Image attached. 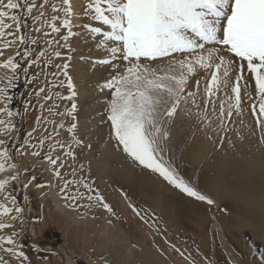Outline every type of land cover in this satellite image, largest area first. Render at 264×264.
I'll return each instance as SVG.
<instances>
[{
  "label": "snow or ice",
  "instance_id": "obj_1",
  "mask_svg": "<svg viewBox=\"0 0 264 264\" xmlns=\"http://www.w3.org/2000/svg\"><path fill=\"white\" fill-rule=\"evenodd\" d=\"M48 2L0 0V54L14 44L38 43L37 38L22 32L27 25L22 24L18 14L21 10L26 18L35 10L38 14L32 17L33 20H43L50 32L40 26L34 31L43 32L45 37L59 36V41L47 38L45 43L49 47L56 43L69 53L65 57L59 50L51 53L40 50L33 56L35 50L29 48L22 53L23 63L14 57L0 63V69L11 72L0 78V83L6 80L5 86L0 87V115L6 113L9 118L14 117L15 113L8 107L13 100L10 90L15 87L21 72L28 78L27 83L32 84L36 74L30 76V69L42 64L45 86L36 89L35 95L40 97L47 88L43 101L51 104L46 111L52 116L66 115L74 121L77 105L72 103L70 109L59 112L56 101L75 98V85L67 61L71 60L75 29H86L97 50L103 53L94 63L111 69L109 78L100 87L110 93L107 121L117 151L122 150L133 163L157 173L188 196L212 205L213 200L190 187L165 161L169 127L174 118L182 114L202 129L206 127L213 132L218 129L223 143L229 131L228 122L242 118L245 110H250L256 128L261 132V143H264V0H81L79 11L72 0H61L59 5L51 4L53 15L44 19L43 9ZM13 25L14 30L10 31ZM16 55L21 54L17 52ZM54 59L65 62L54 64ZM53 67L59 71L49 73L47 70ZM245 73L254 81V93ZM49 75L54 79H49ZM60 76L62 81H59ZM61 87H66V96L53 92L54 88ZM40 107L43 109L44 104ZM40 119H44L45 124L49 122L42 116L38 121ZM53 124L52 132L39 138L38 144L44 150L45 140L50 141L47 155L42 159L50 165L53 179L61 181V198L70 201L74 208L77 205L87 209L97 207L113 214L106 198L94 188V181L89 183L90 177L81 178L84 167L78 160V153L70 144L66 146L65 140L57 138L65 125L59 121H53ZM0 126H4L5 134L15 129L11 119H0ZM76 129L77 124L70 122L66 132L80 145L75 138ZM35 131L33 129L28 135ZM6 144V139H0V148H3L0 173L6 174V178H0V197L10 200L14 207L0 204V217L14 213L11 220L18 221L23 208L16 204V198L7 191V186L10 181L19 183L20 176ZM18 153L21 156L40 155L27 145L24 151L18 149ZM62 170H67V176L71 178H66ZM34 179L31 177L29 183ZM29 183H24L22 188L26 190ZM36 187L44 185L37 184ZM129 207L140 215L134 206L130 204ZM12 226L0 219V230ZM18 235L17 231L0 235V264H30V257L16 242ZM175 250L188 260L183 252ZM189 264L195 262L189 260ZM260 264H264V254L260 255Z\"/></svg>",
  "mask_w": 264,
  "mask_h": 264
},
{
  "label": "rangeland",
  "instance_id": "obj_2",
  "mask_svg": "<svg viewBox=\"0 0 264 264\" xmlns=\"http://www.w3.org/2000/svg\"><path fill=\"white\" fill-rule=\"evenodd\" d=\"M72 1H76L79 4L77 6L79 7L77 11H79L81 0ZM41 2L43 0H37V4ZM60 2L61 0H49L48 5L43 9L45 12L44 19H50L53 15L51 4L56 3L59 5ZM18 14L21 16L22 24L27 25L26 28H22V32L37 38L38 43L36 45L25 44L23 46L14 44L10 48L4 49L2 54H0V63L4 62L8 57H14L18 62L23 63L22 53L29 48L35 50L32 53L33 56L40 50H46V53L59 50L62 56L69 55L66 49L59 47L56 43L51 47L45 43L47 38L59 41V36L52 34L51 37H45L43 32L37 33L34 31L36 26H40L44 31L50 32L43 20L39 22L33 20L32 17L38 14L35 10L32 16L27 18L23 15V10ZM92 23L94 26V22ZM14 27L13 25L10 31L14 30ZM75 38H80L82 44L76 43L77 40L71 41V53L79 49L80 55L70 54L71 60L67 62L70 65L68 69L69 75L72 77L73 83L76 84V95L72 101H56L58 105L56 111L59 112H65L70 109L72 103H75L77 105L74 113L75 120L71 121L66 115H57L58 120L57 118H52V115L46 111L51 102L45 103L43 101V96L48 91L47 88L40 97L35 95L36 89L40 86H45V75L41 71L42 64L33 66L30 69V76L34 73L36 74L32 84L27 83L28 78L21 72L15 82V87L10 90L13 100L8 107L15 113L14 117L9 118L6 113L0 115V119L5 121L11 119L12 123L15 124V129L7 134L3 131L4 126H0V139L7 140L6 147L12 161L18 165L15 171L20 176L19 183L10 181L7 191L12 196H15L16 204L23 208V213L20 217L23 223L20 220H11V215L14 213L0 217V219L13 225L0 230V235H9L13 231H17L19 235L16 237V242L21 246L24 253L30 257V264H189V260L194 261L195 264H253V262L260 264V255L264 249L263 241L255 239L248 230L237 231L235 226H231L228 230L225 229L221 222L226 219V213L213 197L201 192L191 180L181 178L201 195L213 200L214 203L209 205L204 201L190 197L179 189H174L157 173L133 163L122 150L117 151L115 141L110 136V122L107 121V106L111 99L110 93L109 90H101L100 87L109 78L111 69L108 66L94 63V60L101 58L103 53L95 48V42L86 29L79 27L75 29V35L72 40ZM60 43L62 44L63 41H60ZM17 52L21 55H16ZM78 57L81 59H78ZM63 62L65 61L61 59H54L53 61L54 64ZM78 63L81 64L78 65ZM0 71H3L4 75L11 74L10 70L2 69ZM47 71L50 73L51 71H57V69L53 67ZM1 73L0 78H2ZM245 75L248 76L251 84L250 90L254 93V81H251L250 74L245 73ZM48 78L54 79L50 75ZM62 80L63 77L60 76L59 81ZM5 83L6 80L4 83H0V87L5 86ZM53 92L67 95L66 87L54 88ZM78 96L80 98L82 96V100L80 98L77 99ZM80 101L84 102L81 103ZM26 102L27 107H25ZM80 103L82 106L79 105ZM40 104H44L43 109ZM83 104L85 105L83 106ZM93 106L98 110L95 111ZM41 116L48 118L49 122L51 118L53 121L56 120L65 125V129L61 130L60 136L57 138L65 140L66 146L68 144L71 145L72 150L78 153V160L83 163V167L91 162H98L97 159H101L100 162L104 166L114 169L115 162L113 160H116L117 155L112 154V152L122 154L126 157L128 163L132 164L130 166L152 177L157 186H164L170 202L173 199H177L185 207H190L199 217L200 229H203H201L203 233L200 241L199 239L195 240L198 241V247L194 241L193 246H190L191 249L188 247L190 250L188 249L189 251L186 253L183 252L184 256L188 257V260H185L175 250H180L177 246V241L181 243V240H177L178 233L176 229L171 226L161 210L152 208L151 204L142 203L137 206L134 203H130L118 191L106 188L108 191L99 192L103 194L112 207L113 214H109L102 208L97 207L87 209L80 208L77 205L74 208L71 206L70 201L61 198L59 190H55V194H53L48 192V190L46 192L45 187H36L37 184L44 185L48 182L43 178H39L43 183L40 181L36 182V180H31L29 183L32 176L27 175V177L25 174L23 176L21 166L24 164L28 167L38 166L44 160L37 162L34 160L35 156L31 154L21 156L18 153V149L24 151L27 145L31 151L38 152V139L52 132L53 122L48 125V123L45 124L43 119L38 121ZM53 117L55 118L56 116ZM241 119L243 123H241ZM83 121H85L84 124L88 122L86 125L83 124L84 127L81 124ZM70 122H75L78 126L75 138L81 142L80 145H77L66 132ZM173 123H179L181 133L184 134L186 140L184 151L193 150L192 140L198 130L202 129L201 126L188 119L185 115L181 119L178 115L174 118L169 128L175 130L176 126ZM50 125H52V128ZM228 127L229 131L223 143H221L217 134L218 129L217 132H213L205 127L209 131H206L201 138V146L197 148L198 152L193 157V160L196 158L194 160L196 164L193 167L196 169L205 168L210 174L213 163L219 160L215 156L222 150L229 153V157L237 164H257L255 167L256 171L264 169V143H261V132L256 128L255 120L250 115V110H245L242 118H235L233 121L228 122ZM33 129L37 131L29 136L28 133ZM45 129L48 130L45 131ZM80 130H83V133ZM77 131L80 132L77 133ZM2 150L3 148H0V151ZM130 166L126 163V167L130 168ZM31 167L28 169H31ZM38 167L40 169L41 165ZM43 172H41V175ZM36 174L38 173L35 172V176ZM0 178H6V174L0 173ZM36 179L38 178L36 177ZM24 183H29V187L26 190L22 188ZM80 190L82 191V188ZM25 196L28 197L27 200ZM59 200H61V205L57 206ZM79 203H85V201H80ZM0 204L14 207L10 200L5 201L2 197H0ZM130 204L139 211L140 215L132 211V208L129 207ZM207 243L208 247L206 248L203 245ZM201 244L202 246H200ZM34 245L35 248L33 247ZM191 255L197 257L194 258Z\"/></svg>",
  "mask_w": 264,
  "mask_h": 264
},
{
  "label": "bare ground",
  "instance_id": "obj_3",
  "mask_svg": "<svg viewBox=\"0 0 264 264\" xmlns=\"http://www.w3.org/2000/svg\"><path fill=\"white\" fill-rule=\"evenodd\" d=\"M72 3L77 10L79 8L77 7L79 6V4L76 3V1H72ZM75 40H77L76 43L82 44L80 42V38H75L72 41L74 42ZM78 50L79 49L70 54L78 55ZM79 57L78 59H81ZM79 64L81 63H78V65ZM57 71H59V69H57ZM0 73L2 74V78L6 77V74L4 75L3 71H0ZM79 98L80 97L78 96L77 99ZM81 103L79 105H81ZM84 105L85 104H83V106ZM94 110L96 111L98 109L95 108ZM77 113L79 112L77 111ZM178 116L181 119V117L184 115L180 114ZM52 118H57L58 120L57 116L55 118L52 116ZM49 120H51L50 122H53L51 118ZM50 122H48V125L50 124ZM84 123L85 121H83V123L81 124L83 125ZM173 124L176 126V129L172 130L171 128H169L170 140L168 142V149L164 153L165 161L175 169L177 175L180 178H187L191 180L201 192L213 197L218 202V204L226 213V219L221 222V225L225 229L228 230L231 226H235L237 231L248 230L249 232H251V234H253V237L255 239L262 240L264 244V169L256 171L255 167L257 164H237V162L233 161L229 157V153L222 150L218 153L217 156H215L216 159L219 158V160L213 163V168L210 174H208L205 168L196 169L195 167H193L196 164V162L194 161L196 158L193 160V157L198 152L197 148L201 146L202 136H204L205 132L209 131V129H199L194 136V139L192 140L194 149L185 152L184 147L186 140L184 138V134L181 133L180 124ZM52 125L54 124L52 123ZM52 125H50L51 128ZM80 131H77V133ZM78 135L80 136V134ZM48 143H50V141L45 140L44 150H41L40 147L38 148V152H40V155L35 156L34 160H36L37 162L43 161L42 157L47 155L48 152ZM112 154H116L118 158L117 159L114 156L116 158V160H113L115 162L114 169L107 168L102 162H100L101 159H97L98 162H91L89 165L84 167V173L81 175V178L84 179L90 177L88 182L92 183L94 181V188L98 191H105L107 190L106 188L114 189L125 196V198L128 199L130 203H134L137 206L142 203H147L151 204L152 208L161 210V212L164 214V217L170 222L171 226L174 227L176 229V232L178 233L177 240H181V243L177 241L178 248H180V250L184 253L189 251L191 249L190 246H193L195 240L199 239L200 241L201 234L203 233V229H200L199 217L193 212L190 207H185L177 199H173V201L170 202V200L167 198L164 186H157L152 177L147 175L145 172L134 169V167L130 166L132 164L128 163V160L124 155L118 154L116 152H112ZM126 163L129 164L130 168L126 167ZM39 165H41L40 169L38 167ZM39 165L34 167L32 166L33 168L30 166L31 169H28L30 167L26 166V164L22 165L21 171L23 173V176L24 174L25 176H34V181H40L41 183L43 182L39 178H43L44 180L48 181L44 184L46 192L48 190V192L55 194V190H59L61 181L53 179L50 171V165H48L45 160L43 163H39ZM77 167H79V165H77ZM43 171L47 172L44 173ZM35 172L38 173L36 174V176ZM41 172H43V176L41 175ZM62 173L66 175V178H70V176H67V170H62ZM36 177L38 179H36ZM174 189L178 188L174 187ZM58 196L60 197V195ZM58 202L57 206H60L61 200H59ZM195 242V245L198 247V241ZM202 244L200 246H202ZM207 245L208 243L204 244L203 246L207 248ZM262 254H264V249ZM191 256L194 258L197 257L195 255ZM253 264H257V262H253Z\"/></svg>",
  "mask_w": 264,
  "mask_h": 264
}]
</instances>
